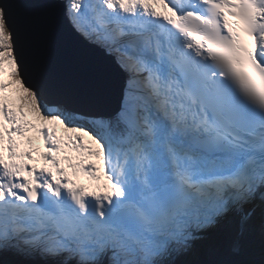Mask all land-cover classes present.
I'll use <instances>...</instances> for the list:
<instances>
[{
  "label": "snow or ice",
  "instance_id": "6c2138e0",
  "mask_svg": "<svg viewBox=\"0 0 264 264\" xmlns=\"http://www.w3.org/2000/svg\"><path fill=\"white\" fill-rule=\"evenodd\" d=\"M0 264H264V0H0Z\"/></svg>",
  "mask_w": 264,
  "mask_h": 264
},
{
  "label": "water",
  "instance_id": "95a60500",
  "mask_svg": "<svg viewBox=\"0 0 264 264\" xmlns=\"http://www.w3.org/2000/svg\"><path fill=\"white\" fill-rule=\"evenodd\" d=\"M77 51L80 55L89 58L91 60H93L95 63H97L101 69L103 70L107 64L106 61L103 60V58L100 56L99 53L94 52L93 50L84 47V46H78Z\"/></svg>",
  "mask_w": 264,
  "mask_h": 264
},
{
  "label": "bare ground",
  "instance_id": "6f19581e",
  "mask_svg": "<svg viewBox=\"0 0 264 264\" xmlns=\"http://www.w3.org/2000/svg\"><path fill=\"white\" fill-rule=\"evenodd\" d=\"M85 139H86V141H87V138H85ZM89 184H90V183H88V185H87V186H89ZM89 190H91V189H89Z\"/></svg>",
  "mask_w": 264,
  "mask_h": 264
}]
</instances>
